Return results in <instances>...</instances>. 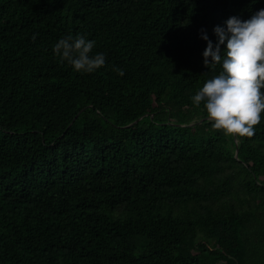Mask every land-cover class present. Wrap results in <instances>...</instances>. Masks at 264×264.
Wrapping results in <instances>:
<instances>
[{
    "label": "trees",
    "instance_id": "trees-1",
    "mask_svg": "<svg viewBox=\"0 0 264 264\" xmlns=\"http://www.w3.org/2000/svg\"><path fill=\"white\" fill-rule=\"evenodd\" d=\"M262 7L0 0V264H264V112L237 138L191 101L200 32ZM67 34L106 64L59 62Z\"/></svg>",
    "mask_w": 264,
    "mask_h": 264
},
{
    "label": "clouds",
    "instance_id": "clouds-1",
    "mask_svg": "<svg viewBox=\"0 0 264 264\" xmlns=\"http://www.w3.org/2000/svg\"><path fill=\"white\" fill-rule=\"evenodd\" d=\"M212 31L215 42L206 30L200 36L207 42L203 64L214 74L191 96V101L196 106L203 103L214 129L237 138L252 137L264 112V7L246 19L231 15ZM95 45V39L87 34H67L53 44L52 51L59 62L67 63L74 71L92 73L106 64L103 52L93 53ZM113 70L124 75L122 68L113 66Z\"/></svg>",
    "mask_w": 264,
    "mask_h": 264
},
{
    "label": "water",
    "instance_id": "water-1",
    "mask_svg": "<svg viewBox=\"0 0 264 264\" xmlns=\"http://www.w3.org/2000/svg\"><path fill=\"white\" fill-rule=\"evenodd\" d=\"M139 119H141V118H139ZM139 119H138V120H139ZM138 120H136V121H138ZM136 121H135V122H136ZM236 156H238V148H237V150H236Z\"/></svg>",
    "mask_w": 264,
    "mask_h": 264
}]
</instances>
